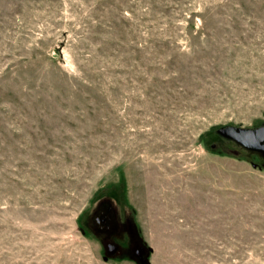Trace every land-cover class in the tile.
Wrapping results in <instances>:
<instances>
[{
  "label": "rangeland",
  "instance_id": "1",
  "mask_svg": "<svg viewBox=\"0 0 264 264\" xmlns=\"http://www.w3.org/2000/svg\"><path fill=\"white\" fill-rule=\"evenodd\" d=\"M225 124H264V0H0V264H264Z\"/></svg>",
  "mask_w": 264,
  "mask_h": 264
},
{
  "label": "flooded vegetation",
  "instance_id": "2",
  "mask_svg": "<svg viewBox=\"0 0 264 264\" xmlns=\"http://www.w3.org/2000/svg\"><path fill=\"white\" fill-rule=\"evenodd\" d=\"M223 137H225V136H223ZM235 144H237V143H235ZM237 145L242 147V148H244L240 144H237ZM246 150H248V149H246ZM248 151H252V150H248ZM253 151L256 154H260L261 158H264L260 151H257V150H253ZM105 206H104V208H102L99 211V214H97V216H93L94 225L95 224L97 225V226H95L94 229H95V231L98 230V232L100 234L101 233L104 234L103 238L101 239V241H102L103 245L105 246V249L108 251V253L113 254L115 252H119L121 250V248H119V246L117 244H115L114 242L113 243L110 242L109 236H111L112 233L118 231V229L120 227L124 228V226H123L122 223H120V221L118 219H115V220L113 219V217H112L113 216V214H112V205H110L108 200H107V203L105 204ZM111 219L114 220L112 225H110V221H112ZM126 229H127L128 233L132 234L131 222H129V221L126 222ZM99 233L97 235H99ZM131 244H132L131 248H132L133 255H134V251H138L140 253L144 249V252L142 253V256L143 257L145 256V253H146L145 250H147V249H145V247L143 246L142 243H139V242H136V241L133 240ZM134 256L136 257V255H134ZM145 263H147L146 260H145Z\"/></svg>",
  "mask_w": 264,
  "mask_h": 264
},
{
  "label": "water",
  "instance_id": "3",
  "mask_svg": "<svg viewBox=\"0 0 264 264\" xmlns=\"http://www.w3.org/2000/svg\"><path fill=\"white\" fill-rule=\"evenodd\" d=\"M217 130L222 136L233 140L248 150L260 151L264 157V124L252 127L225 124ZM143 252L144 249L140 253L134 251V255L140 264H145L146 258L142 256Z\"/></svg>",
  "mask_w": 264,
  "mask_h": 264
},
{
  "label": "trees",
  "instance_id": "4",
  "mask_svg": "<svg viewBox=\"0 0 264 264\" xmlns=\"http://www.w3.org/2000/svg\"><path fill=\"white\" fill-rule=\"evenodd\" d=\"M258 126V125H257ZM217 131V133H219L218 132V130H216ZM220 134V133H219ZM221 135V134H220ZM222 136V135H221ZM232 141V140H231ZM234 142V141H233ZM235 143V142H234ZM209 145H211V148L213 149L214 148V146H216L215 145V143L214 142H210V144ZM248 151V150H247ZM248 152H250V151H248ZM254 152V151H253ZM252 151H251V153H253ZM259 156H261L260 154H258ZM262 159H264V158H262Z\"/></svg>",
  "mask_w": 264,
  "mask_h": 264
}]
</instances>
